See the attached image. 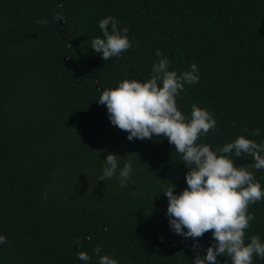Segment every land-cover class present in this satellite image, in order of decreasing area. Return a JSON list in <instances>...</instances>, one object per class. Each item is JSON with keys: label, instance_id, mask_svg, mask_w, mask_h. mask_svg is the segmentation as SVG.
<instances>
[{"label": "trees", "instance_id": "trees-1", "mask_svg": "<svg viewBox=\"0 0 264 264\" xmlns=\"http://www.w3.org/2000/svg\"><path fill=\"white\" fill-rule=\"evenodd\" d=\"M107 16L129 30L132 47L104 61L90 41L102 37ZM157 51L170 70L199 69L177 99L183 114L196 104L217 119L197 143L216 150L240 135L264 143V0H0V235L8 241L0 264H83L80 251L97 264L95 247L119 264H193L206 255L212 231L194 240L170 228L161 191L172 183L180 194L189 171L175 145L155 134L128 140L98 101L125 79H150ZM109 152L121 157L117 173L99 181ZM251 170L264 189V169ZM248 211L255 219L245 243L253 235L264 243V200Z\"/></svg>", "mask_w": 264, "mask_h": 264}, {"label": "clouds", "instance_id": "clouds-1", "mask_svg": "<svg viewBox=\"0 0 264 264\" xmlns=\"http://www.w3.org/2000/svg\"><path fill=\"white\" fill-rule=\"evenodd\" d=\"M56 21L64 19L62 13L54 15ZM47 25L48 20H38ZM114 16L99 21L101 36L91 38L92 49L102 55L104 61L119 57L132 47L128 29H121ZM161 57L151 70V78L146 82L125 79L115 88L103 90L98 101L106 105L113 126L128 133V140L149 139L153 135L167 137L181 154L182 161L189 171L186 174L187 188L175 194L176 185L171 183L163 194L168 198L167 216L170 228L185 238H201L212 231L214 243L207 248L206 255L197 256L193 264H219L218 256L230 258V264H253V258L264 259V243L259 235H253L245 243V232L255 214H249V206L264 200V189L255 179L251 169H264V143H258L245 135L233 142L213 150L210 145L197 143L201 136L214 130L217 119L213 112L192 105L190 116L179 110L177 99L185 84L199 81L198 67L193 63L189 70H170V61ZM247 131V130H245ZM251 135L260 136V129ZM236 158L247 155L254 163L248 167L236 166ZM109 152L104 159L103 174L99 181L112 178L117 173L119 159ZM133 171L132 161L127 160L119 169L120 186L126 187ZM187 229V231H185ZM7 237L0 235V244L7 243ZM194 244L193 248H199ZM101 248L92 249L99 257L97 264H119L110 255H100ZM78 259L90 264L92 255L80 251Z\"/></svg>", "mask_w": 264, "mask_h": 264}]
</instances>
